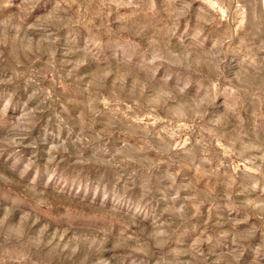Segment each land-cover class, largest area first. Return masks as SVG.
Listing matches in <instances>:
<instances>
[{
	"label": "rangeland",
	"instance_id": "rangeland-1",
	"mask_svg": "<svg viewBox=\"0 0 264 264\" xmlns=\"http://www.w3.org/2000/svg\"><path fill=\"white\" fill-rule=\"evenodd\" d=\"M0 264H264V0H0Z\"/></svg>",
	"mask_w": 264,
	"mask_h": 264
}]
</instances>
